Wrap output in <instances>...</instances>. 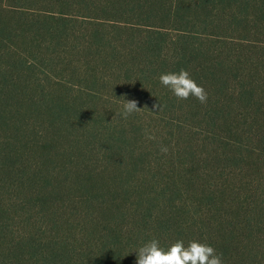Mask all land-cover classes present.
Listing matches in <instances>:
<instances>
[{"label":"trees","instance_id":"16d2710c","mask_svg":"<svg viewBox=\"0 0 264 264\" xmlns=\"http://www.w3.org/2000/svg\"><path fill=\"white\" fill-rule=\"evenodd\" d=\"M263 184L264 0H0V264H264Z\"/></svg>","mask_w":264,"mask_h":264},{"label":"clouds","instance_id":"9594fccd","mask_svg":"<svg viewBox=\"0 0 264 264\" xmlns=\"http://www.w3.org/2000/svg\"><path fill=\"white\" fill-rule=\"evenodd\" d=\"M159 83L168 89L177 101H187L190 97L195 98L200 104H206L208 93L198 85L187 70L179 72L163 73L159 77ZM136 100L123 102L122 115L124 118L138 113L141 109ZM159 104L154 108L159 109ZM152 138V137H150ZM164 154L168 152L167 147H161ZM136 264H223L222 254L205 243L190 241L185 246L182 240L173 243L167 250L160 246V242L153 238L136 251Z\"/></svg>","mask_w":264,"mask_h":264},{"label":"rangeland","instance_id":"374dc122","mask_svg":"<svg viewBox=\"0 0 264 264\" xmlns=\"http://www.w3.org/2000/svg\"><path fill=\"white\" fill-rule=\"evenodd\" d=\"M256 176H257V175H256ZM245 181H246V182H250V183H252L254 180H253V181H252V180H245ZM263 187H264V184H263V185H261V186H260V188H258V187H257V189H261V188H263ZM244 191H249V190H248V189H245ZM247 197H249V194H245V193H244V195H243V198H242V199H243V200H248V198H247Z\"/></svg>","mask_w":264,"mask_h":264}]
</instances>
